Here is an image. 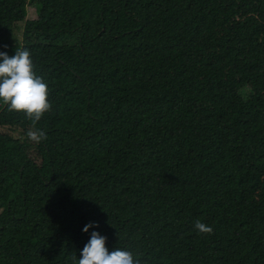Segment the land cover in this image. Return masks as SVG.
<instances>
[{
    "label": "trees",
    "instance_id": "16d2710c",
    "mask_svg": "<svg viewBox=\"0 0 264 264\" xmlns=\"http://www.w3.org/2000/svg\"><path fill=\"white\" fill-rule=\"evenodd\" d=\"M20 49L52 108L0 102V264H264V0H0Z\"/></svg>",
    "mask_w": 264,
    "mask_h": 264
},
{
    "label": "clouds",
    "instance_id": "9594fccd",
    "mask_svg": "<svg viewBox=\"0 0 264 264\" xmlns=\"http://www.w3.org/2000/svg\"><path fill=\"white\" fill-rule=\"evenodd\" d=\"M48 97V84L34 71L28 50H17L11 56L0 51V102L9 111L22 112L35 125L52 108ZM27 137L35 143L47 139L46 133L35 127L27 132ZM93 227H98V224H86L82 231L87 233ZM194 227L201 234L213 232L200 220L195 221ZM106 240L105 236L92 231L79 258L76 254L70 257L71 264H141L140 259L129 250L114 248L110 252Z\"/></svg>",
    "mask_w": 264,
    "mask_h": 264
},
{
    "label": "rangeland",
    "instance_id": "374dc122",
    "mask_svg": "<svg viewBox=\"0 0 264 264\" xmlns=\"http://www.w3.org/2000/svg\"><path fill=\"white\" fill-rule=\"evenodd\" d=\"M39 15V8L36 4L34 5H29L28 7V15L27 18L28 19H34L37 18ZM23 23H20L14 30V34L16 36H21L22 35V30H23Z\"/></svg>",
    "mask_w": 264,
    "mask_h": 264
}]
</instances>
